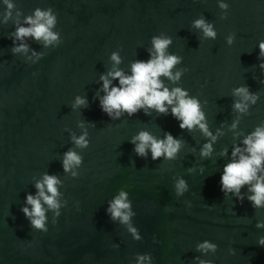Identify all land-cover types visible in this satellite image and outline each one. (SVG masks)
I'll return each instance as SVG.
<instances>
[{
	"label": "water",
	"instance_id": "95a60500",
	"mask_svg": "<svg viewBox=\"0 0 264 264\" xmlns=\"http://www.w3.org/2000/svg\"><path fill=\"white\" fill-rule=\"evenodd\" d=\"M224 2L229 8L221 20L218 0H15L24 16L51 7L62 43L45 49L29 38L30 48L44 57L26 64L24 55L10 51L13 20L0 24V264H135L134 256L144 253L154 264H193L199 255L195 245L204 240L217 245L214 255L201 257L212 264H264V247L256 244L264 229L255 227L264 222V209L224 197L219 186L227 162L219 152L227 148L230 154L239 143L228 130L237 119L232 90L247 86L259 96L240 116L236 132L247 134L264 121L259 82L264 77L257 59V44L264 40V0ZM3 10L0 6V19ZM200 16L214 25L215 40H202L191 28ZM161 33L172 39L169 53L182 57L177 68L188 69L178 84H165L182 87L201 101L213 133L223 125L211 159L199 156L203 136L182 132L171 116L140 112L111 121L94 99L100 75L111 68V52L120 51L119 67L127 72L132 61L148 59L150 39ZM229 34L235 37L231 46L225 43ZM77 95H86L88 107L73 112L70 105ZM79 121L95 126L86 125L89 147L80 153L79 177L72 179L62 172L60 157L71 147L69 132L80 134ZM141 130L160 138L166 131L182 140L177 159L137 158L128 141ZM192 167L195 171L188 174ZM45 172L64 182L62 199L68 205L55 226L48 213V232L40 234L31 230L20 209ZM174 177L188 184L179 199L173 194ZM122 185L130 189L139 242L105 214L107 201ZM229 248L234 255H228Z\"/></svg>",
	"mask_w": 264,
	"mask_h": 264
},
{
	"label": "clouds",
	"instance_id": "9594fccd",
	"mask_svg": "<svg viewBox=\"0 0 264 264\" xmlns=\"http://www.w3.org/2000/svg\"><path fill=\"white\" fill-rule=\"evenodd\" d=\"M0 6L4 9L0 24H7L9 20H13L14 30L9 34L12 42L10 51L13 56L24 55V63L28 64L30 61L31 64H36L44 57V53H38L30 48L26 42L29 38L45 49H55L62 43L60 32L56 30L57 14L51 7L43 9L37 7L30 15L24 16L17 10L15 0H0ZM217 7L223 13L220 19H226L229 5L224 0H218ZM191 28L201 33L202 40H215L217 37L214 25L203 16L193 20ZM234 38V34L226 36V45L231 46ZM171 45L172 39L164 33L152 36L150 47L145 50L148 59L132 61L127 72L119 67L122 64L120 51L111 52L108 56L111 68L100 75V87L94 99L98 101L101 112L111 121H118L124 116L132 118L140 112L145 116L152 112L159 116H171L182 132L198 131L203 136L204 143L199 148V156L201 159H211L213 145L224 135L223 125L213 133L209 129L201 101L182 87L170 88L165 84V80L172 85L178 84L188 71L187 68H177V65L182 63V57L169 53ZM257 48L259 50L257 59L262 61L258 66L264 77V40L257 44ZM259 82L264 86V79ZM232 96L234 100L231 107L237 114V119L233 120L228 130L234 133L233 139H238L239 143L232 145L230 154L227 148L219 152L221 158L227 157V162L220 170V191L224 197L231 196L237 203L247 200L254 210L264 209V121L247 134L236 132L240 116L248 114L249 107L256 104L259 96L250 92L247 86L233 89ZM87 107L86 95L75 96L70 105L73 112ZM86 125L95 126L91 122L79 121L76 126L81 129L80 134L69 132L71 147L60 157L62 172L70 175L72 179L79 177L83 163L80 153L89 147ZM63 131L69 130L65 128ZM128 142L133 145L132 151L137 158L150 157L153 162L175 161L183 145L182 140L166 131L160 138L141 130ZM194 171L195 167L187 169L188 174ZM203 172L204 169L201 167L200 174ZM63 183L58 175L45 172L33 184L34 193L26 194L20 211L29 222L32 231L40 234L48 232V213L52 214L51 224L56 225L61 210L68 205V201L62 199ZM172 189L177 199L189 190L187 182L182 177L173 178ZM242 189H246L247 194L242 193ZM129 190L128 185H122L107 201L105 214L113 224L123 228L133 242H139L142 236L133 223L136 213L129 198ZM74 207L79 211V202H76ZM255 227L264 229V222L258 221ZM153 242H157L155 237ZM256 244L258 247H264V236H260ZM111 247L115 250L119 245L113 244ZM195 252L199 255L193 258V264H212L211 260L201 257L214 255L217 252V245L204 240L195 245ZM228 255H234L231 248L228 249ZM134 260L135 264H154L150 253L136 254Z\"/></svg>",
	"mask_w": 264,
	"mask_h": 264
}]
</instances>
